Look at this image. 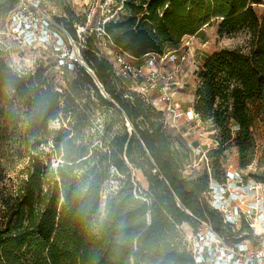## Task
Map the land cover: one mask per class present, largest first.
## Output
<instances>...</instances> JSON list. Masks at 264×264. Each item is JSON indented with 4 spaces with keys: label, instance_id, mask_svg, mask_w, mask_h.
Returning a JSON list of instances; mask_svg holds the SVG:
<instances>
[{
    "label": "trees",
    "instance_id": "trees-1",
    "mask_svg": "<svg viewBox=\"0 0 264 264\" xmlns=\"http://www.w3.org/2000/svg\"><path fill=\"white\" fill-rule=\"evenodd\" d=\"M259 3L122 0L125 13L104 32L138 57L176 47L211 18L221 20V34L245 26L251 34L247 49H221L203 60L192 105L199 119L218 130L237 127L231 141L243 158L250 139L248 106L264 99V14L258 17L251 6ZM94 43V33L85 36L81 51L94 77L76 67L63 100L41 71L6 76L27 111L28 153L24 178L12 193L0 195V264H193L178 228L193 222L186 211L225 230L206 200L208 176L183 174L185 156L165 131L162 113L115 76ZM85 86L104 108L100 127L87 136L78 130L85 118L75 111ZM50 122L59 126L48 128Z\"/></svg>",
    "mask_w": 264,
    "mask_h": 264
},
{
    "label": "rangeland",
    "instance_id": "rangeland-1",
    "mask_svg": "<svg viewBox=\"0 0 264 264\" xmlns=\"http://www.w3.org/2000/svg\"><path fill=\"white\" fill-rule=\"evenodd\" d=\"M38 1L46 13L59 21L66 20L70 30L75 32V28L82 26L85 28L82 32L85 36L94 33V45L98 56L103 54L106 39L101 35L96 36L94 30L98 27L105 29L108 22L116 21L118 15L121 16L125 13L124 10L120 11L119 9L122 0ZM15 3L16 0H0V195L12 193L20 180L24 178L23 167L26 164L28 153L27 145H25L27 111L23 101L8 86L6 76L14 73L25 74L41 71L42 76H47L52 80L55 91L62 96V100L65 98L64 92L68 82L77 76L75 68L66 69L63 74H54V65L57 59L52 40L44 45L39 42L33 44L17 42L11 34L8 24V12ZM251 6L258 17L264 14V0ZM220 21V19L211 18V23H206L204 30L195 35L184 36L176 47H168V49L186 53L188 62L184 64V71L178 74L181 86L173 96V111L164 112L161 117L165 131L174 138L175 145L185 156L183 174L192 178L207 174L206 200L209 206L211 183L216 182L220 185L226 174L229 173V177L241 176L245 181H253L249 184L258 188V195L245 191L244 201L239 204L242 212L245 213L249 202H254L256 198L264 202V99L252 102L248 106L251 119L250 139L243 158L240 157L237 147L231 141L236 134L237 127H231L230 132L218 130L210 122L195 118L187 113L193 109L194 90L198 83L196 74L201 68L203 60L221 49L237 47L247 49L251 44V34L245 26H241L234 32L221 34L217 28ZM113 32H117V29ZM110 48L112 46H109ZM84 88L79 94L81 98L77 100L79 105H77V109H74L85 118L78 130L87 136L100 127L98 124L101 116L100 109L104 110V108L99 105L94 92L86 86ZM156 95V92H149L148 98ZM138 96L141 98V95ZM124 125L130 131L131 127L128 121H124ZM58 126V122H50L48 128H57ZM116 127L115 123L114 128L116 129ZM227 137L229 139L226 145H221V140ZM41 148L46 153L50 152L47 145L41 146ZM219 148L223 149L218 151ZM44 160H49L52 166L55 164L54 160L48 159L47 156L44 157ZM213 162L218 164L216 169L212 167ZM242 163L244 164L242 165ZM214 173L217 177L214 176ZM132 176L141 189H147L146 180L139 171L132 170ZM186 214L193 222L191 224L184 222L178 226L185 245L191 240L196 227L202 221L189 211H186ZM206 222L210 223L209 220ZM239 222L232 231L222 230L221 233L228 237L230 234L237 239L241 238L240 240L247 239L253 243L254 247L260 239V229L250 228L243 219Z\"/></svg>",
    "mask_w": 264,
    "mask_h": 264
},
{
    "label": "built area",
    "instance_id": "built-area-1",
    "mask_svg": "<svg viewBox=\"0 0 264 264\" xmlns=\"http://www.w3.org/2000/svg\"><path fill=\"white\" fill-rule=\"evenodd\" d=\"M8 24L12 36L20 44L39 42L44 45L49 40L53 41L57 59L54 74H63L66 69L80 67L94 77L81 52L86 48L85 35L82 33L84 27H77L71 33L66 27V20L59 21L46 13L38 0H16L8 12ZM204 27L205 24L195 34L204 30ZM94 32L96 36L101 35L106 39L102 55L111 64L115 76L127 82L129 89L141 95L155 110L163 114L172 112L173 96L181 86L178 74L184 71L188 55L166 49L160 53L147 52L135 57L114 44L101 27ZM109 46L112 48L109 49ZM149 92H156L157 95L148 98ZM187 113L198 118L193 109ZM242 178L229 177L228 173L220 185L211 183L210 206L219 212L225 230L232 231L243 219L250 228L260 229V239L253 247L249 240H240L230 234L229 238L202 220L186 245L193 264H264V202L256 198L254 202L248 203L247 213L242 212L239 204L244 201L245 191L258 195V188L249 184L253 181Z\"/></svg>",
    "mask_w": 264,
    "mask_h": 264
}]
</instances>
